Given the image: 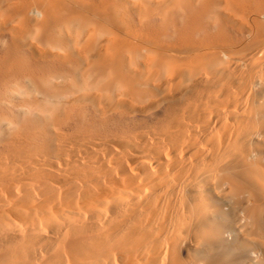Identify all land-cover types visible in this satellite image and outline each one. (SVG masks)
Wrapping results in <instances>:
<instances>
[{
  "label": "bare ground",
  "instance_id": "1",
  "mask_svg": "<svg viewBox=\"0 0 264 264\" xmlns=\"http://www.w3.org/2000/svg\"><path fill=\"white\" fill-rule=\"evenodd\" d=\"M0 264H264V0H0Z\"/></svg>",
  "mask_w": 264,
  "mask_h": 264
},
{
  "label": "rangeland",
  "instance_id": "2",
  "mask_svg": "<svg viewBox=\"0 0 264 264\" xmlns=\"http://www.w3.org/2000/svg\"><path fill=\"white\" fill-rule=\"evenodd\" d=\"M6 40H7L6 38H4V39L0 38V56H1L2 52H3L4 43H5Z\"/></svg>",
  "mask_w": 264,
  "mask_h": 264
}]
</instances>
